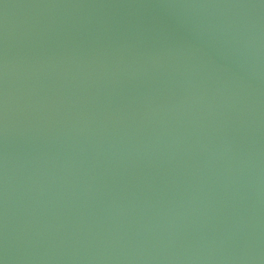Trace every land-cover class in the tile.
Returning <instances> with one entry per match:
<instances>
[{
	"label": "water",
	"instance_id": "1",
	"mask_svg": "<svg viewBox=\"0 0 264 264\" xmlns=\"http://www.w3.org/2000/svg\"><path fill=\"white\" fill-rule=\"evenodd\" d=\"M0 264H264V0H0Z\"/></svg>",
	"mask_w": 264,
	"mask_h": 264
}]
</instances>
